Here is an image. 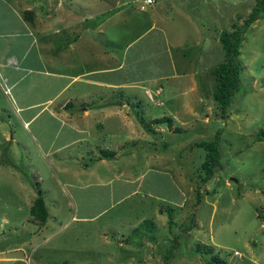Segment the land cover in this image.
<instances>
[{"label":"rangeland","instance_id":"obj_1","mask_svg":"<svg viewBox=\"0 0 264 264\" xmlns=\"http://www.w3.org/2000/svg\"><path fill=\"white\" fill-rule=\"evenodd\" d=\"M118 1L125 18L107 27L105 42H113L121 55L133 40L131 45H149L148 52H155L163 46L161 35L146 31L155 20L173 50L178 74L163 82L134 87L132 95L136 99L129 101V107L135 109L137 127L145 130L142 119L150 124L151 131H145L151 133L152 153L180 159H152L145 166L144 159H131L130 170L152 169L146 178L130 185L133 188L139 183L138 191L147 194L137 191L118 202L113 197L111 208L94 220L74 218L73 205L62 207V212L54 211L51 195H47L51 216L58 214L62 222L56 219L34 238L39 245L29 258L33 264H216L213 256L217 255L223 264H264V137L258 138L264 131V17L244 32L239 47V89L222 114L212 96V70L224 60L218 35L231 29L232 23H241L254 0ZM160 101L164 105H159ZM186 107H193L191 110L200 115L179 113ZM6 108L0 109V232L4 231L0 247L27 238L24 231L10 232L2 216L18 215L19 219L30 214L28 207L15 213V209L4 210V204L14 207L24 199L23 194H37L35 170L43 167L39 159H34L35 147L29 135L8 119L11 108ZM164 117L172 121L177 117L173 121L176 130L167 127V122H153ZM157 127L164 131H156ZM12 129L20 142L5 140ZM217 131L218 168L209 180L200 183L198 175L205 172L198 173V168L206 151L197 143L211 141ZM125 144L131 150L139 142ZM56 196L60 204L71 201L62 192ZM106 199H97L96 203ZM51 216L49 222L53 221Z\"/></svg>","mask_w":264,"mask_h":264},{"label":"crops","instance_id":"obj_2","mask_svg":"<svg viewBox=\"0 0 264 264\" xmlns=\"http://www.w3.org/2000/svg\"><path fill=\"white\" fill-rule=\"evenodd\" d=\"M106 2L0 0V109L11 108L7 111L12 115L8 114V119L17 122L29 135L35 147L34 159L43 163V167L36 168L34 178L42 184L48 212L43 224L30 214L19 219L18 215L2 216L10 232L24 231L27 238L0 247V264H33L29 253L39 245L34 238L56 219L62 222L58 214L51 216L47 195H51L54 211L62 212V207L73 205L74 218L94 220L111 208L113 197L118 202L135 194L139 183L133 188L130 185L152 171L149 166L145 170H130L131 159H144V166L152 159H180L152 153L151 133L137 127L135 109L129 107V101L136 99L132 95L134 87L163 82L178 74L167 36L153 20L146 31L161 35L162 48L148 52L149 45H131L133 40L121 55L113 42H105V35L107 27L117 24L125 15H121L118 0L111 5ZM26 10L32 11L31 18H25ZM143 56L150 58L143 60ZM159 105L164 103L160 101ZM192 108L186 107L179 113L193 112V116H199ZM173 121L171 130H176ZM154 129L164 131L163 127ZM5 140L20 142L13 129L5 134ZM136 140L139 144L127 149L125 143ZM21 144L27 146L22 141ZM163 148L167 149V144ZM61 192L72 203L60 204L56 195ZM36 196V191H29L14 207L5 203L4 210L15 209L18 213L28 207L30 212ZM102 198L108 199L97 204V199Z\"/></svg>","mask_w":264,"mask_h":264},{"label":"trees","instance_id":"obj_3","mask_svg":"<svg viewBox=\"0 0 264 264\" xmlns=\"http://www.w3.org/2000/svg\"><path fill=\"white\" fill-rule=\"evenodd\" d=\"M254 6L248 15L242 20L241 23L234 22L231 25V29L222 30L219 32L218 40L224 52V60L218 63L212 70L215 79V87L212 93L214 102L219 106L222 114H225L227 108L230 106L231 97L239 89L240 85V73L242 71V64L239 60L240 44L243 40L245 30L260 16L264 17V0H254ZM32 11L26 10L24 12L25 18H31ZM142 119V118H141ZM143 121V122H142ZM146 120L142 119L143 127L147 131L149 129V123H145ZM154 123L167 122L168 126H172V119L164 117L163 119H154ZM152 123V122H151ZM154 132V131H153ZM258 138L264 137V131L261 130ZM220 132L217 131L211 141L199 142L197 145L202 146L206 151V156L203 162L198 168V173L203 170L205 174L198 175V182L204 183L211 178L215 169L218 168L220 156L218 143L220 139ZM200 171V172H199ZM33 185L37 189V196L34 198L30 207V215L33 220H37L40 224H43L48 216L45 201L43 198V191L39 188L37 179L34 178ZM199 195V194H198ZM199 197L197 198V200ZM163 211V210H162ZM200 249V247H199ZM199 251L203 252L202 249ZM209 253V250H206ZM213 261L216 264H223V261L218 258L217 255L213 256Z\"/></svg>","mask_w":264,"mask_h":264},{"label":"built area","instance_id":"obj_4","mask_svg":"<svg viewBox=\"0 0 264 264\" xmlns=\"http://www.w3.org/2000/svg\"><path fill=\"white\" fill-rule=\"evenodd\" d=\"M146 4H150V3H152L153 2V0H145L144 1ZM144 6H141V8H143Z\"/></svg>","mask_w":264,"mask_h":264},{"label":"clouds","instance_id":"obj_5","mask_svg":"<svg viewBox=\"0 0 264 264\" xmlns=\"http://www.w3.org/2000/svg\"><path fill=\"white\" fill-rule=\"evenodd\" d=\"M146 4V3H145ZM141 6H144V5H141ZM144 8V7H143Z\"/></svg>","mask_w":264,"mask_h":264}]
</instances>
